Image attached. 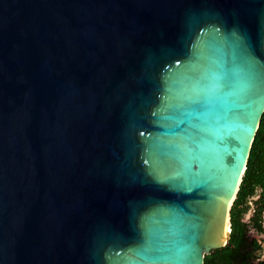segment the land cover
<instances>
[{
	"label": "water",
	"instance_id": "1",
	"mask_svg": "<svg viewBox=\"0 0 264 264\" xmlns=\"http://www.w3.org/2000/svg\"><path fill=\"white\" fill-rule=\"evenodd\" d=\"M263 112L264 0H0V264H203Z\"/></svg>",
	"mask_w": 264,
	"mask_h": 264
},
{
	"label": "trees",
	"instance_id": "2",
	"mask_svg": "<svg viewBox=\"0 0 264 264\" xmlns=\"http://www.w3.org/2000/svg\"><path fill=\"white\" fill-rule=\"evenodd\" d=\"M228 217L227 244L205 255L203 264H264L261 242L250 235H264V112Z\"/></svg>",
	"mask_w": 264,
	"mask_h": 264
},
{
	"label": "rangeland",
	"instance_id": "3",
	"mask_svg": "<svg viewBox=\"0 0 264 264\" xmlns=\"http://www.w3.org/2000/svg\"><path fill=\"white\" fill-rule=\"evenodd\" d=\"M227 227H228V224H227L226 228H227ZM224 233H225V231H224ZM250 235H251L252 238H255V239H257L258 241L261 242V246H262V248H263V251H262V257L264 258V235L257 234V233H255L254 231H251V232H250Z\"/></svg>",
	"mask_w": 264,
	"mask_h": 264
},
{
	"label": "bare ground",
	"instance_id": "4",
	"mask_svg": "<svg viewBox=\"0 0 264 264\" xmlns=\"http://www.w3.org/2000/svg\"><path fill=\"white\" fill-rule=\"evenodd\" d=\"M226 226H227V225H226ZM224 231H225V233L223 232V240H222L221 244H223L224 241H225L226 238H227V235H228V227H227V228L225 227Z\"/></svg>",
	"mask_w": 264,
	"mask_h": 264
}]
</instances>
